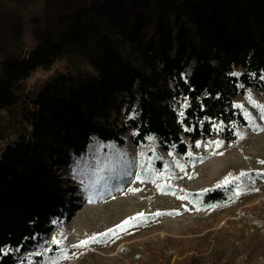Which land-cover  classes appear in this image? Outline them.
<instances>
[{
	"label": "trees",
	"instance_id": "1",
	"mask_svg": "<svg viewBox=\"0 0 264 264\" xmlns=\"http://www.w3.org/2000/svg\"><path fill=\"white\" fill-rule=\"evenodd\" d=\"M251 88L264 91V0H0V264H21L64 217L57 159L95 137L154 136L183 155L231 141Z\"/></svg>",
	"mask_w": 264,
	"mask_h": 264
},
{
	"label": "rangeland",
	"instance_id": "2",
	"mask_svg": "<svg viewBox=\"0 0 264 264\" xmlns=\"http://www.w3.org/2000/svg\"><path fill=\"white\" fill-rule=\"evenodd\" d=\"M235 103L246 123L231 141L215 134L183 155L154 136L134 144L128 134L124 145L95 137L85 154L57 159L70 184L66 213L38 247L19 250L21 264H264V91L248 89ZM217 185L227 199L205 202ZM138 213L145 218L116 228Z\"/></svg>",
	"mask_w": 264,
	"mask_h": 264
},
{
	"label": "snow or ice",
	"instance_id": "3",
	"mask_svg": "<svg viewBox=\"0 0 264 264\" xmlns=\"http://www.w3.org/2000/svg\"><path fill=\"white\" fill-rule=\"evenodd\" d=\"M261 163H264V162H261ZM159 175H163L162 173H160ZM245 175H248L247 173H241V176H245ZM137 179H140V177L139 176H137ZM234 179H237L236 177H233V178H231V179H225V181L223 182V184L224 185H226V184H229V183H231L232 182V180H234ZM220 186H223V185H217V187H220ZM237 195H239L240 194V192H239V188L237 189V193H236ZM156 215H159V213H157ZM145 218V214L144 213H138L137 214V216H135V217H131V218H129L128 220H125V221H123L120 225H117L116 226V228L117 229H120V230H124V228H125V226H127V225H130L131 224V222L132 221H134V220H138V219H144ZM109 234H114V231H113V229H109L107 232H105V233H100V234H98V236H93V237H89L88 239H86V240H82V241H80V244H79V246H84V245H87L88 243H90V242H99V237H105V236H108ZM54 242L55 243H60V241H56V240H54Z\"/></svg>",
	"mask_w": 264,
	"mask_h": 264
}]
</instances>
